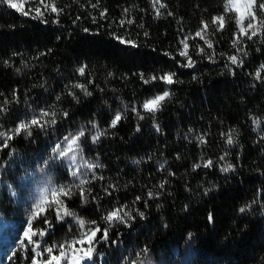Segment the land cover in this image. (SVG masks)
I'll return each mask as SVG.
<instances>
[{
	"label": "trees",
	"instance_id": "1",
	"mask_svg": "<svg viewBox=\"0 0 264 264\" xmlns=\"http://www.w3.org/2000/svg\"><path fill=\"white\" fill-rule=\"evenodd\" d=\"M21 2L28 15L0 2V133L12 135L0 136V172L70 189L59 199L74 216L57 219L61 205L46 206L31 222L45 234L19 246L18 264L23 254L25 264L47 261L46 249L58 255L60 245L71 255L67 244L95 227V262L264 264V29L241 37L227 0ZM37 8L43 15L34 18ZM220 16L222 30L213 23ZM185 38L192 67L180 55ZM165 74L173 84L151 79ZM166 90L159 111H144ZM32 119L40 124L31 135L14 134ZM18 159L27 169L13 168ZM1 198L12 218L14 203ZM115 209L128 215L108 224L103 217Z\"/></svg>",
	"mask_w": 264,
	"mask_h": 264
},
{
	"label": "snow or ice",
	"instance_id": "2",
	"mask_svg": "<svg viewBox=\"0 0 264 264\" xmlns=\"http://www.w3.org/2000/svg\"><path fill=\"white\" fill-rule=\"evenodd\" d=\"M0 2L6 3L8 7L15 9L17 12H20L22 15H28L29 12L25 11L24 9V3L21 2V0H0ZM156 2H159V0H156ZM41 3H43V0H41ZM45 9L49 8L51 9L52 12H57V8L55 5H48L45 4ZM163 6V5H161ZM226 11H231L236 13V24L239 28L240 36H247L248 39H252L253 37L257 36L260 34L261 30L264 29V19H261L257 15V11L260 13H264V2H259V0H227L226 6H225ZM31 11V9H29ZM43 15V12L40 11L39 8L36 9V17H40ZM224 16L216 17L213 19V23L218 25V30H222L224 27ZM207 25H204V30H207ZM249 31H251V35H248ZM199 36L201 39H203V35L198 32L196 34ZM187 38H185L184 41H182L184 45V51H181L180 55L185 56L188 58V67L193 66V61L191 58L188 56L187 53V48L188 44L186 42ZM240 40L237 39L235 43H239ZM121 43H124V41H121ZM207 43V41H206ZM208 46L211 47L212 45L208 43ZM230 60L233 64H238L241 63L238 61L236 56L230 57ZM261 70H264V65H261ZM261 70H258L255 75L257 79L261 78ZM81 75L84 74V69L80 68L79 69ZM143 78V77H142ZM152 80L155 79H162L164 83L171 85L174 83L173 80V74H165L163 77H151ZM148 80H145V83H148ZM79 87H83L82 85H78ZM86 94L87 93L85 89ZM170 97V93L166 90L162 94L155 96L154 98H151L149 100H146L143 104V109L144 111L148 113H155L161 109L162 104ZM48 113L44 112L42 113V116H47ZM141 119L143 117H140ZM121 120L120 114H117L115 118L112 121L111 126L115 127L117 123ZM54 122V121H53ZM254 123L259 124V121H254ZM40 120L39 119H32L29 123H24L21 122L15 129H14V134L19 135L21 132H27L28 135H31V132L29 129L34 126V125H39ZM84 133L83 131L80 132L79 136H83ZM0 136H6L7 139H12V135H9L7 133H0ZM79 136L71 139L69 143V150H72V145H77V142L79 140ZM99 138V134L93 138L95 141L96 139ZM67 139V137L65 138ZM203 142V141H202ZM233 138L229 134L227 138V143L231 145L233 143ZM5 147L7 146V143L5 142ZM59 147V146H58ZM63 156H67L68 152H63ZM75 156L71 157V160L73 163L75 162ZM211 165V161H208L204 166L208 167ZM98 165H93V164H88L87 167L89 169L97 167ZM195 167H199V165H196ZM232 170L231 165L223 169V171H229ZM73 175H77L76 172H73ZM86 181L81 180V183H85ZM163 187V185H161ZM70 196L71 195V190L70 189H65V188H60V189H52L51 192V200H49V197L45 195L39 203L35 205V208L33 210L32 216L33 218L38 217L42 213H44L47 208L46 206H50L51 204L55 203L58 205H61V207L57 211V219H63L64 216H74V213H72L70 210H68L66 207H63V202L59 199L60 196ZM82 198H84V193L83 191L81 192ZM149 196H151V193H149ZM139 199V197L137 198ZM241 211H244V209H241ZM123 212V209H115L113 211H110L106 216L103 217V219L108 223L112 224L114 221L118 222H123L124 217L128 215V213L124 212L123 215L121 213ZM141 215H143L141 213ZM209 220H211V216L209 217ZM79 226L81 229L85 228V221L84 220H79L78 221ZM95 224V222H91ZM101 229L99 227L95 228H89L87 231L82 232L81 237L69 244H67V249L71 251V255L69 254V251L65 250V245H60L59 249V254L58 255H53V248H47L46 251L49 254V259L45 261V264H64L66 261L67 264H82L83 261L85 260H90L92 258V252H93V242L96 240L97 233L100 232ZM45 233L44 232H39L37 233L36 231L33 230L31 222H29V225L27 229L24 231V238L29 242L33 243L32 237L36 235L43 236ZM103 238L107 239V230H104ZM85 245L87 244V248H76L75 245ZM37 247L39 245L37 244ZM35 250V249H34ZM39 255V253H37ZM33 264H36V261H33Z\"/></svg>",
	"mask_w": 264,
	"mask_h": 264
},
{
	"label": "rangeland",
	"instance_id": "3",
	"mask_svg": "<svg viewBox=\"0 0 264 264\" xmlns=\"http://www.w3.org/2000/svg\"><path fill=\"white\" fill-rule=\"evenodd\" d=\"M28 166L26 159H18L13 164V168L20 169V171H24ZM3 174L0 172V200L4 193L7 194L14 203L15 211L12 218H9L0 209V264H18L13 256L19 246L28 242L24 238V231L27 229L29 222L33 220L32 213L35 205L45 195L51 200L52 189L58 190L59 186L51 178H40L30 183L26 175L14 174V172ZM5 207L7 206L5 205ZM34 253L36 255H38L37 253L42 254L37 245ZM26 258L27 256L23 254V264H25ZM40 264H45V260H42ZM82 264H107V259L102 256L100 262H95L91 258L83 261Z\"/></svg>",
	"mask_w": 264,
	"mask_h": 264
},
{
	"label": "bare ground",
	"instance_id": "4",
	"mask_svg": "<svg viewBox=\"0 0 264 264\" xmlns=\"http://www.w3.org/2000/svg\"><path fill=\"white\" fill-rule=\"evenodd\" d=\"M30 217V216H29ZM32 217V216H31ZM33 218V217H32ZM8 256V255H7Z\"/></svg>",
	"mask_w": 264,
	"mask_h": 264
}]
</instances>
